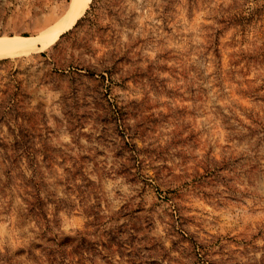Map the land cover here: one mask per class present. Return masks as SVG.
<instances>
[{
  "label": "rangeland",
  "instance_id": "1",
  "mask_svg": "<svg viewBox=\"0 0 264 264\" xmlns=\"http://www.w3.org/2000/svg\"><path fill=\"white\" fill-rule=\"evenodd\" d=\"M70 2L0 0V35ZM263 3L92 0L0 58V264H264V8L225 23Z\"/></svg>",
  "mask_w": 264,
  "mask_h": 264
},
{
  "label": "bare ground",
  "instance_id": "2",
  "mask_svg": "<svg viewBox=\"0 0 264 264\" xmlns=\"http://www.w3.org/2000/svg\"><path fill=\"white\" fill-rule=\"evenodd\" d=\"M92 0H71L63 16L51 27L37 36L0 35V58L28 54L41 47H46L60 33L70 28L84 13Z\"/></svg>",
  "mask_w": 264,
  "mask_h": 264
},
{
  "label": "trees",
  "instance_id": "3",
  "mask_svg": "<svg viewBox=\"0 0 264 264\" xmlns=\"http://www.w3.org/2000/svg\"><path fill=\"white\" fill-rule=\"evenodd\" d=\"M259 0H256V4H258ZM251 8V7H250ZM263 8H264V3L261 5H258L257 8L255 7V9H250L248 10V14L247 15H238L235 14L234 16L230 17L229 20H226V24H231V23H239L241 26H244V24H246L247 22H249L250 20H252L254 18V16H258L261 15L263 13ZM14 136V143L15 144H24L27 141L26 136L24 138H22V136L20 135H25V134H17V132H12ZM7 138L5 136H3L2 134H0V144H7ZM24 142V143H23Z\"/></svg>",
  "mask_w": 264,
  "mask_h": 264
}]
</instances>
